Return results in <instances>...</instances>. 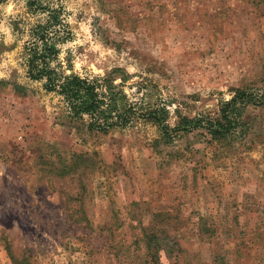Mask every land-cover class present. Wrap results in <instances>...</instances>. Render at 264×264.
<instances>
[{"label":"rangeland","instance_id":"obj_1","mask_svg":"<svg viewBox=\"0 0 264 264\" xmlns=\"http://www.w3.org/2000/svg\"><path fill=\"white\" fill-rule=\"evenodd\" d=\"M50 11L68 31L51 66L112 76L169 129L264 95V0H0V264H264V107L217 141L87 131L25 73Z\"/></svg>","mask_w":264,"mask_h":264},{"label":"trees","instance_id":"obj_2","mask_svg":"<svg viewBox=\"0 0 264 264\" xmlns=\"http://www.w3.org/2000/svg\"><path fill=\"white\" fill-rule=\"evenodd\" d=\"M45 23L33 29L32 34L36 39L23 47L26 76L29 80L42 82L41 87L46 93L61 99L65 117L69 121L87 118V131L104 133L123 128L134 119H143L156 124L163 137H167L166 140L170 139L168 132L178 136L199 129L210 140L217 141L241 125V115L246 105L264 107V95L253 98L244 91L235 90L227 101L219 102L215 118L178 117L176 124L169 129L164 124L166 113L162 108L144 111L134 108V104L127 102L121 92L114 88L112 76L101 79L64 75L57 71V65L51 66L57 54L56 44L64 41L68 31L54 11L48 12ZM55 23L61 27L55 28Z\"/></svg>","mask_w":264,"mask_h":264}]
</instances>
